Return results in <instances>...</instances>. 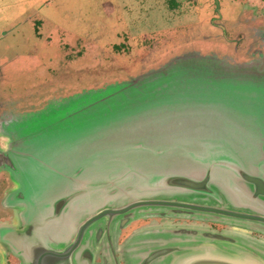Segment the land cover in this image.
Wrapping results in <instances>:
<instances>
[{
  "label": "rangeland",
  "instance_id": "1",
  "mask_svg": "<svg viewBox=\"0 0 264 264\" xmlns=\"http://www.w3.org/2000/svg\"><path fill=\"white\" fill-rule=\"evenodd\" d=\"M180 84L233 99L261 94L264 0H0V140L1 130L13 126L19 143L39 141L37 133L55 126L60 118L64 119L60 126L68 127L98 112L121 114L135 103L163 100L162 93ZM3 144L0 149H5ZM219 148L205 147V155ZM132 155H121V159ZM101 158L118 161L109 153L93 163L98 165ZM137 161L138 168L145 170L146 159ZM223 162L211 171V185L218 196L165 180L143 183L133 173L120 178V171L111 184L97 188L107 177L106 170L89 167L77 176L70 167L67 171L73 175L68 179L53 187L43 186L50 192L43 202L93 188L62 203L65 214L46 225V231L60 235L59 243L65 244L81 221L97 209L151 196H183L264 212V197H253L250 183L232 168L222 167L219 163ZM186 163L190 171L196 169V176L205 167L204 163ZM179 166L182 168L176 166V172L187 173V168ZM16 181L13 177V185L8 187L0 174V226L25 219L28 204L15 195L21 187ZM55 210L39 212L47 221L57 220L63 213ZM175 212L177 215L169 217H137L128 223L116 219L115 247L132 250L129 264H182L201 244L214 245L232 256L253 253L264 259V224L209 213L195 212L200 217H190L178 214L188 211ZM106 224L102 218L85 231L77 252L78 257L84 256V264H97V244L101 250L110 245L103 264H115L114 256L118 264H126L120 251L112 250L111 240L102 246L97 231H105ZM107 232L109 238L111 230ZM7 259L9 264L22 263L12 251Z\"/></svg>",
  "mask_w": 264,
  "mask_h": 264
},
{
  "label": "water",
  "instance_id": "2",
  "mask_svg": "<svg viewBox=\"0 0 264 264\" xmlns=\"http://www.w3.org/2000/svg\"><path fill=\"white\" fill-rule=\"evenodd\" d=\"M177 86L166 94L160 93L163 100L155 101V104L135 103L134 108H125L121 114L98 112L88 115L90 119H79L68 127L60 126L59 123L64 122L60 118L55 124L58 129L52 130L55 127L52 126L37 133L39 141L19 143L20 136L16 131H5L9 141L5 149H0V169L12 171L14 179L21 184L15 195L18 200L26 201L28 208L23 221L0 226V264H9L10 251L22 259L21 264H84V256L78 257L77 252L83 245L88 226L103 215L139 206H170L264 224V212L257 210L151 199L100 211L80 224L73 238L65 244L59 243L60 235L46 231V225L58 222L65 214V210L61 211L62 203L93 188L84 187L59 199L43 202V197L50 193L43 186L53 187L68 179L73 175L67 171L70 167L77 171V176L90 168L106 170L107 177L97 188L111 184L120 171V178L133 173L141 176L143 183L165 180L191 191L218 196L211 185V171L218 162L224 161L219 163L222 167L232 168L235 175L250 183L253 197H264V90L254 97L233 99L207 93L208 90L203 88ZM26 143L31 147L29 150L25 148ZM205 147L220 148L208 156ZM109 153L118 161L101 158L98 165L93 163L99 156L106 157ZM121 155H132V158L122 160ZM140 158L146 159L145 170L138 168ZM186 162L204 163L203 171L197 168L201 175H194L196 169L190 171ZM179 165L187 168V173L176 172V166L182 168ZM169 168L172 169L165 172ZM56 208L58 213H63L57 220L47 221L39 212L43 209L50 213ZM194 251L181 263L264 264V259L256 254L232 256L211 244H201Z\"/></svg>",
  "mask_w": 264,
  "mask_h": 264
},
{
  "label": "flooded vegetation",
  "instance_id": "3",
  "mask_svg": "<svg viewBox=\"0 0 264 264\" xmlns=\"http://www.w3.org/2000/svg\"><path fill=\"white\" fill-rule=\"evenodd\" d=\"M4 127H5V125H4ZM14 128L15 127H13V126L7 127V129H9L11 131H13ZM1 131L3 133V130H1ZM6 137L8 139V136H6ZM7 139H6L5 142H3L4 141V137H3L2 142L3 143H7L8 142ZM3 143H0V148L4 147ZM7 172L9 173V171L7 169H0V174H2L3 177H5L6 185H8V187H9L10 186L9 184L13 185V177L11 176L10 173H9L10 174V177H9ZM151 199H161V200H167V201H182V202H189V203L208 204V205H215V206H220V207H228L227 205L221 204V203H218V202H201V201H197L195 199H190L189 197H183V196H179V197H175V198L169 197V196L140 197V198L131 200V201H129V202L123 204V205H120V206H104V207H101L100 209H97L96 211H94L90 215L86 216L81 221L80 224H82L89 217L94 216L95 214L99 213L102 210L119 209V208H122V207H124V206H126V205H128V204H130V203H132L134 201H137V200H151ZM230 208H232V207H230ZM11 210H12V208H11ZM135 210H138V211H137V213L133 214V212ZM176 210H178L180 212L181 211H188V213H178V214H181V215H184V216L200 217L199 215H196L197 213H195L194 211L188 210V209H181V208H175V207H170V206H150L149 205V206H139L137 208H134V209H131V210H127V211H124V212L103 215V216L99 217L98 219H96L95 221H93L89 226L93 225L94 223H96L98 220H100L102 218H106L107 224H106L105 231H103V229H100V228L97 231V234H100V236H102L101 237V240H102L101 243H103L102 246L105 245L104 242H108L109 240H111V242L113 244V247H112L113 249L112 250H114L115 253L120 251V253L125 258L126 264H129L130 260H131V255L129 254V252H131L132 250L129 249L127 246L121 248V250H120L119 246L117 245V247H115V244H114L115 241H116V237H117V233L114 232L115 231L114 226H115V223H116V219H120V220L121 219H125V221L128 223L130 220L136 219L137 217L141 218V217H148V216H153V215L169 217V216L177 215L176 212H175ZM189 212H190V214H189ZM14 219H15V221H17V218L14 217ZM112 228H114V229H112ZM107 230H109V231L111 230V234H110L109 238L107 237L109 235V232H107ZM98 243H100V241ZM97 246H99V247H97ZM109 246L106 245V248H107L106 250H105L104 247H102V249L104 248L105 251L100 249V245L99 244H97L95 246V247H97V250L99 251L97 253L95 252V254L97 256V258L95 259V262H97V264H103V259L105 260L106 257H107L106 254H104V253H106L107 251L109 252ZM107 254H109V253H107ZM116 257L117 256H114L115 264H118V259Z\"/></svg>",
  "mask_w": 264,
  "mask_h": 264
},
{
  "label": "crops",
  "instance_id": "4",
  "mask_svg": "<svg viewBox=\"0 0 264 264\" xmlns=\"http://www.w3.org/2000/svg\"><path fill=\"white\" fill-rule=\"evenodd\" d=\"M1 117V116H0ZM2 119V118H1ZM0 119V120H1ZM0 128L2 129V125H1V122H0ZM6 129V128H5ZM1 135H3V137H6L7 136V134L3 131V133L1 134ZM7 138V137H6ZM3 142H5V141H3ZM2 142V139L0 140V143H3ZM7 144V143H6ZM5 146V145H4Z\"/></svg>",
  "mask_w": 264,
  "mask_h": 264
},
{
  "label": "trees",
  "instance_id": "5",
  "mask_svg": "<svg viewBox=\"0 0 264 264\" xmlns=\"http://www.w3.org/2000/svg\"><path fill=\"white\" fill-rule=\"evenodd\" d=\"M64 111H65V110H64ZM64 111H60L59 113H61V112L63 113Z\"/></svg>",
  "mask_w": 264,
  "mask_h": 264
}]
</instances>
